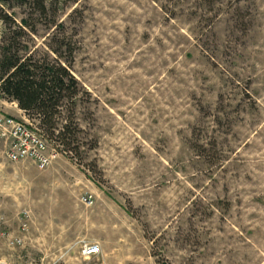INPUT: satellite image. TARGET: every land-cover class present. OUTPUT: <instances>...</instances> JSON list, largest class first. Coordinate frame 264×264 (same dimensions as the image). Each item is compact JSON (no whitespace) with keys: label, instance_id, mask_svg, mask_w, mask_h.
<instances>
[{"label":"rangeland","instance_id":"rangeland-1","mask_svg":"<svg viewBox=\"0 0 264 264\" xmlns=\"http://www.w3.org/2000/svg\"><path fill=\"white\" fill-rule=\"evenodd\" d=\"M36 1L0 0V57L15 25L22 53L64 41L81 132L10 162L57 226L0 264H264V0Z\"/></svg>","mask_w":264,"mask_h":264},{"label":"trees","instance_id":"trees-1","mask_svg":"<svg viewBox=\"0 0 264 264\" xmlns=\"http://www.w3.org/2000/svg\"><path fill=\"white\" fill-rule=\"evenodd\" d=\"M37 4H41L45 13L43 1ZM3 18L8 17L3 15ZM23 22L26 27L30 26L28 19ZM15 27L4 37L1 48L0 97L17 102L48 140L69 145L81 132L77 119L80 89L71 71L72 63L62 62L64 41H58V46L53 47L57 55L54 60L37 57L35 52L22 53L20 39L27 32L24 26ZM70 50L73 54L74 48Z\"/></svg>","mask_w":264,"mask_h":264},{"label":"crops","instance_id":"crops-1","mask_svg":"<svg viewBox=\"0 0 264 264\" xmlns=\"http://www.w3.org/2000/svg\"><path fill=\"white\" fill-rule=\"evenodd\" d=\"M9 110L12 111L11 116L26 118L17 102L0 97V111L7 114ZM9 167L15 166L10 163L7 154L0 155V240L10 243L20 237L24 244L41 238L42 227L52 228L57 225L50 220L45 223L41 221L43 217L39 204L42 202V188L26 185L25 177L10 171ZM25 211L30 213L29 218H26ZM44 213L46 219L52 218L51 213ZM25 223L28 224L27 229H24Z\"/></svg>","mask_w":264,"mask_h":264},{"label":"built area","instance_id":"built-area-1","mask_svg":"<svg viewBox=\"0 0 264 264\" xmlns=\"http://www.w3.org/2000/svg\"><path fill=\"white\" fill-rule=\"evenodd\" d=\"M0 139L6 143V154L10 162L17 163L31 160L40 169H46L53 162L54 154L50 151L48 139L37 123H33L28 118L19 119L0 113ZM81 201L85 204H91L93 196L84 195ZM25 216L29 218L30 213L25 211ZM27 228L28 224L25 223L24 229ZM10 243L13 246L20 245L23 240L18 237ZM101 253L102 250L99 243L87 242L82 247V254L85 258L97 257Z\"/></svg>","mask_w":264,"mask_h":264}]
</instances>
